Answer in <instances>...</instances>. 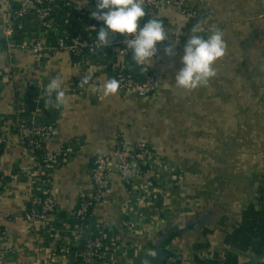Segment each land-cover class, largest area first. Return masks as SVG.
Here are the masks:
<instances>
[{
	"label": "crops",
	"instance_id": "obj_1",
	"mask_svg": "<svg viewBox=\"0 0 264 264\" xmlns=\"http://www.w3.org/2000/svg\"><path fill=\"white\" fill-rule=\"evenodd\" d=\"M19 1L0 0V34L10 21L15 44L51 43L34 16L13 17ZM158 2L156 17L169 36L164 48L174 44L176 55L163 50L153 58L149 67L159 89L146 97L118 90L104 96L103 84L122 63L115 46L88 50L74 61L64 51L6 53L7 39L0 36V135L6 140L0 153V264H75L72 254L80 243L105 228L122 246L111 264H140L142 252L157 249L169 254L164 264H264V244L254 250L246 243L264 240V221L249 232L241 229L264 211V0L186 1L205 38L214 27L226 44L213 65L216 75L191 91L174 81L190 36L189 18L177 0ZM66 5L90 34L104 26L91 18L96 3ZM109 38L114 42L118 33ZM85 75L90 79L81 85ZM52 78L61 82L64 104L56 105L55 93L46 104ZM18 124L51 125L44 149L72 152L44 176L39 154L11 131ZM117 142L127 149L149 145L156 163L131 186L111 173L87 230L72 212L81 194L94 191L93 158L113 152ZM43 179L57 210L39 225L26 214Z\"/></svg>",
	"mask_w": 264,
	"mask_h": 264
},
{
	"label": "built area",
	"instance_id": "obj_2",
	"mask_svg": "<svg viewBox=\"0 0 264 264\" xmlns=\"http://www.w3.org/2000/svg\"><path fill=\"white\" fill-rule=\"evenodd\" d=\"M96 3V0H90ZM187 0H177V4L181 7V12L189 18V34L191 28L197 24L195 19L198 18L197 12L186 4ZM56 0H20L17 8L13 12V17L20 19L27 16H34L38 25L50 33V36L56 37L55 44H41L35 42L33 44L17 45L11 40L13 25L7 21L2 35L7 39L5 44L6 53H13L17 50L32 51L41 56L45 52L55 53L59 51L68 52L72 56H78L84 50L100 49L96 47L97 35L88 34L85 38L81 36H70L66 31H59L55 17L53 16V8ZM65 4L68 0H64ZM158 0H145L144 8L147 10V19L140 21V26L148 19L157 18L156 11L159 6ZM103 23V22H101ZM201 33H206L202 29ZM200 34V33H199ZM126 37L122 35L121 39L110 42V47H116L122 63L116 71L114 78L119 82L118 91H132L139 97H146L155 94L159 89V83L151 68L148 65H137L132 58V52L126 48L124 40ZM164 44H157V55L159 56L164 50ZM138 66L141 79H136L129 73L130 69ZM11 131L19 142L26 148L38 153L39 169L46 176L53 171L58 164L65 160L72 152L71 148H61L52 151L44 149L45 141L50 137L52 132L51 125H42L32 127L26 124H18L11 127ZM5 139L0 135V153L5 143ZM155 155L151 147L145 143H138L133 148L127 149L120 142L116 143L115 149L109 154H99L92 160L90 167V179L94 188L93 192H84L80 195L77 208L72 212L73 220L80 226L86 227L88 230L92 216V207L101 200L102 194L108 190L110 182L109 175L116 173L127 186H131L134 177L143 176L146 172L144 167L155 164ZM4 185V179L0 176V189ZM46 181L40 182V189L34 190L30 197V207L26 214L27 220L42 225L47 216L53 214L56 210V204L50 195V191L45 187ZM90 229V228H89ZM86 230V231H87ZM90 232V231H89ZM89 233L84 240V245L80 250H76L72 256L74 260L80 259L82 264H111V257L122 251L119 236L114 232H106L98 230V235L92 236ZM65 255H70L68 249L63 250ZM1 256V253H0ZM178 261L179 258H176ZM220 264H223L220 263Z\"/></svg>",
	"mask_w": 264,
	"mask_h": 264
},
{
	"label": "clouds",
	"instance_id": "obj_3",
	"mask_svg": "<svg viewBox=\"0 0 264 264\" xmlns=\"http://www.w3.org/2000/svg\"><path fill=\"white\" fill-rule=\"evenodd\" d=\"M145 0H96V11L91 18L102 21L98 29L96 47H107L110 44V33H119L126 37L124 43L132 52V58L137 65L150 66L157 55V44L168 40L165 25L158 18L148 19L140 26V21L146 16ZM107 10V11H103ZM202 32L200 23L193 25L187 39L183 54L180 57L182 67L176 72L174 81L179 89L194 90L207 84L210 78L216 75L214 63L225 55L226 44L223 33L217 28H210L209 35ZM175 34H179L175 32ZM165 55H176L175 45L168 44L164 48ZM90 79L85 75L81 85L87 84ZM119 82L108 79L102 86L104 96L115 94L119 89ZM55 93L56 105L64 104L65 92L61 89V82L52 78L45 87V94L49 97L46 104H51V97Z\"/></svg>",
	"mask_w": 264,
	"mask_h": 264
},
{
	"label": "trees",
	"instance_id": "obj_4",
	"mask_svg": "<svg viewBox=\"0 0 264 264\" xmlns=\"http://www.w3.org/2000/svg\"><path fill=\"white\" fill-rule=\"evenodd\" d=\"M53 16L55 17V21L57 23V26L59 28V31H66L69 33L70 36H81L85 38L88 34L89 31L87 28L85 29L84 25L82 22L79 20L77 13L69 10V7L65 4L64 0H56L55 2V7L53 8ZM146 16L143 19H147V10L145 9ZM92 21V20H91ZM195 21L198 22V18L195 19ZM94 22V21H93ZM95 23V22H94ZM203 36H206V33H200ZM93 35H96V33H93ZM122 34L118 33V38L117 40L121 39ZM56 42V37L53 36L51 38V43L55 44ZM88 52V50H84L81 54L78 56H72L74 61L81 60L85 54ZM130 74L136 79H141V74L139 72V67L135 66L129 71ZM148 167H144V170H147ZM263 222L264 221V211L263 212H256L255 215H251L246 224L241 227V229L244 230V232H249V230L252 229L253 224L255 222ZM102 230V229H100ZM103 231L110 232L108 228L103 229ZM98 235V232H95L92 236L90 237H95ZM247 244H251L254 248V250L259 249V247H263L264 240H259L258 242H246ZM84 245V241L80 243L78 246V250H80ZM75 264H82L80 259L75 261ZM226 264V262H224Z\"/></svg>",
	"mask_w": 264,
	"mask_h": 264
},
{
	"label": "water",
	"instance_id": "obj_5",
	"mask_svg": "<svg viewBox=\"0 0 264 264\" xmlns=\"http://www.w3.org/2000/svg\"><path fill=\"white\" fill-rule=\"evenodd\" d=\"M169 254L162 250H146L139 256L140 264H164Z\"/></svg>",
	"mask_w": 264,
	"mask_h": 264
}]
</instances>
